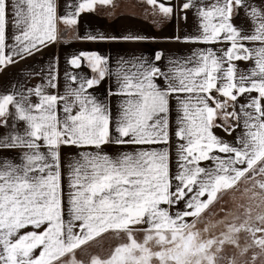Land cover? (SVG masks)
Instances as JSON below:
<instances>
[{"label": "snow or ice", "instance_id": "obj_1", "mask_svg": "<svg viewBox=\"0 0 264 264\" xmlns=\"http://www.w3.org/2000/svg\"><path fill=\"white\" fill-rule=\"evenodd\" d=\"M140 3L153 9V28L156 17L175 26L191 15L194 32L174 27L163 40L202 47L183 58L154 51L151 59L112 62L99 50H77L63 73L53 55L0 90V264H84L76 253L109 232L127 239L88 264H181L162 256L160 233L171 231L162 226L195 208L224 174L264 155V0ZM106 6L115 8V0H0V76L60 44L81 14ZM81 36L89 43L157 39ZM217 128L239 134L229 143ZM68 152L76 159H64ZM137 224L144 226L139 238Z\"/></svg>", "mask_w": 264, "mask_h": 264}, {"label": "rangeland", "instance_id": "obj_2", "mask_svg": "<svg viewBox=\"0 0 264 264\" xmlns=\"http://www.w3.org/2000/svg\"><path fill=\"white\" fill-rule=\"evenodd\" d=\"M229 140L235 141V138ZM252 163L251 169L237 179H229L226 186L220 182L208 196H197L196 207L184 212L182 218L177 217L175 223L169 221L162 226L171 229L167 234L160 233L166 249L162 256L167 258L168 249L185 241L191 248L203 251L196 256L190 252L180 256L181 264L185 261L190 264H264V155L253 158ZM178 208L183 210V203ZM177 210L170 207L166 211ZM133 230L138 238L144 235L142 225H135ZM171 236L176 237V244L171 243ZM126 239L123 232H109L86 244L76 255L88 264L92 254L107 257L118 243ZM56 264H66V261L59 260Z\"/></svg>", "mask_w": 264, "mask_h": 264}, {"label": "crops", "instance_id": "obj_3", "mask_svg": "<svg viewBox=\"0 0 264 264\" xmlns=\"http://www.w3.org/2000/svg\"><path fill=\"white\" fill-rule=\"evenodd\" d=\"M58 5L63 6L65 0H57ZM67 3H75V0H67ZM116 7L111 6L98 7L95 13H84L79 17L78 28H73L68 31L66 36L60 37V44H56L48 48L43 56L37 57L34 60L24 61L19 63L16 67L9 68L3 76H0V90H2L9 81H15L19 78V73L21 69L25 70V73L28 71V65H31L33 68L40 69L44 64L56 56L59 58L60 71L63 73L64 69L68 67L65 63L66 58L70 57L71 54L75 53L77 50H99L102 54H105L110 58V62L119 61L123 58H130L133 56L143 55L145 59H151L152 53L163 51L164 54L169 57L179 56L181 58L185 56H190L191 51H198L201 45H191L185 43H169L163 40L164 37H171L173 35L174 27L175 30L183 35L185 32L191 33L195 29L193 27V21L191 15H189L188 23L185 25L183 22H180L178 25L172 26L168 25L166 22L161 20L160 17H156L157 20H160V24H163V30H160V24L156 28L152 27V17L149 15L153 9L145 4L140 3V0H115ZM59 10L66 11L67 9L61 7ZM133 16L142 17V19H134ZM61 30L64 26L60 25ZM97 31L106 35H116L128 34L132 32H137L142 35H152L157 37L155 41H149L146 43H89L82 42L81 34L85 31ZM61 44H71L72 47H62ZM218 47H224V45H218ZM71 70V69H69ZM37 80H32V83H37ZM220 99V98H218ZM231 101H226L225 105L230 108ZM216 135L222 137L225 141L229 143H234L235 141H230L229 138H236L239 134V129L236 132H233L231 135L227 134L221 129L217 128L215 130ZM231 136V137H230ZM173 142H177L173 138ZM109 152H114L113 149H109ZM172 159H173V168L172 171H175V147L172 148ZM260 156V155H258ZM66 160H74L76 156L73 152H68L64 157ZM253 164V163H251ZM201 166H209L208 162L202 163ZM252 165L248 167H241L237 169L235 176L227 175L229 178L227 180H221L222 184L226 186L229 184V179L239 178L245 171L251 169ZM63 170V164H62ZM31 230V229H29ZM43 237H38L34 243H40ZM38 253V250H37Z\"/></svg>", "mask_w": 264, "mask_h": 264}, {"label": "flooded vegetation", "instance_id": "obj_4", "mask_svg": "<svg viewBox=\"0 0 264 264\" xmlns=\"http://www.w3.org/2000/svg\"><path fill=\"white\" fill-rule=\"evenodd\" d=\"M180 247H174L173 249L167 250V258H170L171 256H175V259L179 260L180 256H184L187 253L190 252V255L196 256L197 254L201 253L203 251L201 248L199 250H196V248H191L190 245H188V242H179L177 243Z\"/></svg>", "mask_w": 264, "mask_h": 264}]
</instances>
